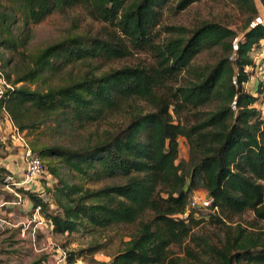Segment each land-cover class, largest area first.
<instances>
[{
	"label": "trees",
	"instance_id": "trees-1",
	"mask_svg": "<svg viewBox=\"0 0 264 264\" xmlns=\"http://www.w3.org/2000/svg\"><path fill=\"white\" fill-rule=\"evenodd\" d=\"M200 1L7 0L9 12H0V50L13 56L22 47L11 31L17 13L26 23L38 25L54 13L79 11L100 25L96 36L71 37L41 51L32 66L16 72L13 84L34 83L68 67H88L86 73L45 90L21 86L0 101V111L19 132H33L57 120L85 130L123 117L119 129L81 149L31 145L58 180L51 194L54 210L49 199L26 193L54 234L134 228L112 259L101 264H264V232L247 237L238 227L216 246L197 231L205 220L225 225L220 214L239 217L251 211L264 221V184L256 182L264 183V121L253 107L257 98L244 90L249 79L244 69L252 65L249 53L264 44V26L249 28L258 16L255 0H227L247 16L243 40L233 52L237 58L232 63L224 56L198 71L193 62L201 53H232L237 38L213 23L188 31L163 21L166 13L177 15ZM134 54L148 60L97 74ZM93 64L97 67L91 70ZM183 73L190 80L177 87ZM211 103H217V109L203 111ZM180 138L188 145L187 163L178 159ZM53 158L90 184L120 182L99 189L70 184L50 162ZM198 188L213 199L205 209L208 219L202 214L194 218L199 210L182 219ZM172 246L183 257L175 256Z\"/></svg>",
	"mask_w": 264,
	"mask_h": 264
},
{
	"label": "rangeland",
	"instance_id": "rangeland-1",
	"mask_svg": "<svg viewBox=\"0 0 264 264\" xmlns=\"http://www.w3.org/2000/svg\"><path fill=\"white\" fill-rule=\"evenodd\" d=\"M178 0H172L175 4ZM258 9V16L264 18V3L262 0H255ZM10 6L7 0H0V12H9ZM163 21L172 27H182L188 31H193L205 23H213L233 31L237 36L243 37L244 27L247 23V16L227 0H201L189 6L185 11L172 15L166 13ZM11 31L22 42V47L16 56L8 51L0 50L3 61L0 66L7 80L13 84L17 73L27 67L32 66V60L44 49L54 46L63 40L75 36L93 37L100 33V25L85 18L79 11H65L64 13H54L48 16L38 25L26 23L22 16L17 13L11 18ZM229 57L234 63L237 56L233 53L224 54L223 50L201 53L193 62L198 71H203L212 67L222 57ZM252 65L248 68L249 79L244 84V90L257 98L253 106L260 113L264 121V72L257 70V65L264 60V44H259L249 53ZM148 57L144 54H134L132 57L117 61L107 67L96 70L97 74L110 69L121 68L123 66H134L144 63ZM7 62V63H6ZM5 63V64H4ZM90 69L97 67L95 64ZM89 70L88 67L65 68L59 74H44L43 77L34 83L19 84L30 90H45L49 87L66 85L69 81L83 75ZM190 78L183 73L179 77L177 87L188 82ZM144 107V104L141 103ZM217 103H211L203 108L205 112H213L217 109ZM234 109V108H233ZM235 111V109H234ZM123 125V117L115 116L98 125L91 126L85 130H78L75 127L57 120L42 125L33 132H16L11 125L6 114L0 111V264H49L52 259L58 258V253L64 251L67 257L75 258L74 264H101L107 263L117 252L122 243L128 241V237L134 232V228L122 226L107 233H88L85 230L72 233L70 235H56L46 226L47 222L42 218L37 208L33 209V204L26 193H32L44 198L50 203V209L54 210L51 194L54 192L58 180L46 174L33 179L26 180L25 165L22 157V148L19 138L23 139L31 148L32 144L47 145L50 147H64L77 150L92 144L93 141L102 136L107 131L119 129ZM179 161L187 163L189 161V149L185 139H179ZM47 169V162L42 160ZM52 165L58 169V173L70 184H80L85 188L99 189L107 185L117 184L120 181L103 180L88 183L80 180L75 173L65 167L57 159H51ZM187 168V167H186ZM259 184H264L256 181ZM51 191V193H48ZM207 194L198 188L196 192ZM51 199V200H50ZM209 210H199L194 214V218L200 219V215H206ZM225 225L211 224L207 220L202 222L197 231L204 235L216 246L223 245L230 237L241 228L243 236H255L264 232V221L258 220L254 213L247 211L241 216H231L220 214ZM42 223V224H41ZM41 224V225H40ZM42 227L44 232L32 240L34 247L26 238L20 235V229ZM15 227H17L15 229ZM19 233H13V231ZM27 237V235H25ZM101 246V251L91 255L88 249ZM172 253L177 257H183L181 251L171 247ZM42 262V263H41Z\"/></svg>",
	"mask_w": 264,
	"mask_h": 264
},
{
	"label": "built area",
	"instance_id": "built-area-1",
	"mask_svg": "<svg viewBox=\"0 0 264 264\" xmlns=\"http://www.w3.org/2000/svg\"><path fill=\"white\" fill-rule=\"evenodd\" d=\"M261 25L264 26V18L262 17H256L249 25L250 29L255 28L256 26ZM243 40V37L235 38L233 41V52L238 51V45L239 42ZM249 66L244 69L246 73H248ZM257 70L264 72V60H262L257 65ZM19 84H12L9 82L3 73V70L0 66V101L5 99L7 97V94L14 91L15 89L19 88ZM4 112V110H3ZM5 113V112H4ZM6 114V113H5ZM7 116V114H6ZM8 120L10 121L9 117L7 116ZM11 123V121H10ZM12 125V123H11ZM16 132L18 133V130L15 128ZM20 141V147L22 148V157L25 165V172H26V180H33L36 179L43 174H46V169L44 167V164L40 160V158L34 154L32 149L26 144V142L19 138ZM213 203V199L210 198L207 194H203L202 192H195L193 193L188 200V206L187 211L185 214L180 216L182 219L187 218V214L191 210H205L208 209ZM39 211V208H37V212ZM52 228V227H51ZM75 263V262H74ZM74 263H68V257L67 253L64 251H60L58 253L57 259H52L49 264H74Z\"/></svg>",
	"mask_w": 264,
	"mask_h": 264
},
{
	"label": "crops",
	"instance_id": "crops-1",
	"mask_svg": "<svg viewBox=\"0 0 264 264\" xmlns=\"http://www.w3.org/2000/svg\"><path fill=\"white\" fill-rule=\"evenodd\" d=\"M7 117V116H6ZM8 119V118H7ZM47 225V227H48V230L50 231V229H51V225L48 223V222H45ZM42 224V223H41ZM40 224V225H41ZM17 227H15V229H16ZM46 229V228H45ZM45 229H43L42 227H37V226H35V228H25V227H22L21 229H20V235L23 237H25L26 238V240H28V242H30L31 244H32V246L34 247V244L32 243V240H33V238L35 237V235H36V237L37 238H39V236L42 234V232H44L45 231ZM13 231V233H19L18 231H14V230H12ZM46 232V231H45ZM25 235H27V237L25 236ZM42 263V262H41ZM42 264H44V262L42 263Z\"/></svg>",
	"mask_w": 264,
	"mask_h": 264
}]
</instances>
